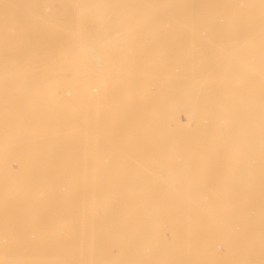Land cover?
I'll list each match as a JSON object with an SVG mask.
<instances>
[{"label": "rangeland", "instance_id": "rangeland-1", "mask_svg": "<svg viewBox=\"0 0 264 264\" xmlns=\"http://www.w3.org/2000/svg\"><path fill=\"white\" fill-rule=\"evenodd\" d=\"M219 16L223 23H218ZM262 20L264 0H0V150L8 153L5 167L11 170L4 175L19 173L26 164L28 177L42 179L29 183L27 195L16 204L0 203V264H65L68 255L83 259L82 264H97L90 259L96 254L103 259L99 264H185L181 236L186 233L190 240H202L205 251L215 250L216 257L209 256L213 262L264 258L259 250L264 240L249 245L236 235L257 232L264 221V153L249 151L236 159L235 147L241 144L237 128H245L250 118L229 124L225 110L212 107L234 104L237 93L253 85L243 84L242 73L196 81L186 64L197 49L204 54L213 50L216 68L218 46L226 50L264 38ZM202 29L208 31L206 38H199ZM97 38L105 40L98 48L105 62L99 68L85 50ZM257 49L247 43L239 47V56L254 64ZM100 72L111 79L131 76L124 87L135 86L132 97L138 107L123 108L127 102L118 96L117 83L105 109H85L95 104L94 95L102 88ZM57 73L70 74L55 85L56 99L70 102L72 93L59 95L77 89L84 106L68 110L46 130L76 139L65 148L55 147L63 150L55 159L67 161L75 154L79 164L46 169L38 165L45 148L19 139L37 136L42 129L26 125L22 109L29 93H21L17 82L35 76L37 88L46 89ZM244 78L256 81L253 75ZM193 81L198 85L191 87ZM254 112L264 114V108ZM89 137H105L110 143L87 146ZM88 151L94 152L89 163H81ZM104 157L108 164L102 163ZM182 170L197 177L189 205L159 182L170 174L181 177ZM167 200L176 206L151 210V204ZM110 211L117 212L118 221L125 218L122 233L107 237L96 228L94 236H86L88 217L100 220ZM62 228L64 234L57 235Z\"/></svg>", "mask_w": 264, "mask_h": 264}, {"label": "bare ground", "instance_id": "bare-ground-1", "mask_svg": "<svg viewBox=\"0 0 264 264\" xmlns=\"http://www.w3.org/2000/svg\"><path fill=\"white\" fill-rule=\"evenodd\" d=\"M87 11H89V10H86L85 12H87ZM103 15L105 16V14H103ZM103 15L101 14V17ZM99 17L100 16H98V18ZM220 18H223V17L222 16L217 17L218 23H223L224 18H223L222 22L219 21ZM91 21H93V19H90L89 22H91ZM262 21H264V20H262ZM88 25H89V23H88ZM97 28H96V30H97ZM86 30H88V29H86ZM205 30L207 31V29H205ZM208 31L210 33L209 36H212V34L210 32L211 29L209 30V27H208ZM84 33H86V31L83 32V36H84ZM250 33H252V32H250ZM72 34H73V32H72ZM75 34H73V35H75ZM80 34H82V32ZM181 38L182 39L186 38V35H185V32L183 29H181ZM199 38H201V37H199ZM97 39L98 40H96L94 43L92 41H91V43L89 42L90 44H88L85 47V50L87 51V53L90 54L89 56L92 57L91 58V59H93L92 61H94L96 66L99 68L105 62H104V58L100 55L98 48L104 46L105 40H99L100 38H97ZM200 40H202V39H200ZM252 40H253V38H250L247 42L236 43V45L233 46V48H231V49L227 46L226 50L224 48H222L221 46H218L216 48V52L218 53V56H216V57H218L220 60H216L219 63V65L216 68H214L215 53L213 50H210V54H204L205 53L204 51L203 52L201 51L199 53V51L197 49L196 52H198V54H196V52L193 53V54H195L194 59L190 58L193 60L186 61V64L190 65V68H189L190 69L189 70L190 75H192L196 81L197 80L198 81H207L208 79L210 80L211 78H213L215 76L221 77V76H225L228 74L242 73V76H239V77H240V79H242V81L244 80L243 84L253 85L252 89L245 90L241 93H237V96L235 98L237 102H235L234 104L212 106V107H219L220 109L225 110L226 113L223 116L229 124H231V122H235L236 119L247 118V117L250 118V120L247 122V125L245 128H243V126L241 128H237V133L239 135L238 139L241 140V142H240L241 144H239V145H237V147H235L236 150L238 151V153L236 154L237 156L235 157L236 159L239 158L240 154L244 155V153L249 152V151L264 153V119H262V118H264V114H261V113L257 114L254 112L259 108H264V101H261V100H264V99H262V98H264V38H260L255 43ZM87 43H85V45ZM198 43H196V44H198ZM247 43H248V46L254 45V47L260 48V49H257V51L253 52L257 58V61L254 64H249L245 59H243L239 56V52H238L239 47H241L243 45H247ZM193 45H195V44L193 43ZM199 45H201V48L203 47V43L200 42ZM228 49H230V50H228ZM254 55H253V57H255ZM86 56H87V54H86ZM61 57H63V56H60V58ZM120 57H119V60H122ZM124 57H122V58H124ZM127 60H129V59H127ZM197 61L203 62V67H200L198 65ZM251 61H254V59H251ZM84 62H86V61H84ZM93 65H94V63H93ZM96 66H94V68ZM115 69H117V68H115ZM68 74H70V73H68ZM68 74L67 73H62V74L57 73L56 78L54 79L53 83L51 84L52 86H47V88L45 89V87H43V85H42L44 90L41 89L42 87L37 88V87H39L38 86L39 82H37L38 80L35 76H30V78L27 76H22V77H20V79H18L19 82H17L19 85L18 90L21 91V93L25 92V90H26V93H29V96H28L27 101H26L27 105L23 106V109H22V110H24L23 112H25L24 117H26V121H25L26 125H28L29 123H34V125L36 127H39V129H42V130H40V132L37 131L39 133V135H37V136L24 135L23 138H19V139H22L24 142H27L30 145H42V147L45 148L43 155H42V157L44 158V161L39 162L38 165L40 166L42 164V165H44V167H46V169H48L49 167H52L51 165H53V164H54V166L57 165V163H60L63 167H69V166L71 167L74 165L77 166V164H79L75 154H73L72 158L70 157L67 161H64V160L57 161L55 159L56 157H59L63 151L60 149H58L56 151L55 147L65 148L66 144H68V146H70L75 142L76 139L73 137L57 136L56 134L51 136V135L47 134V133H49L48 132L49 130H46V128L52 126L51 125L52 123H55V120L57 119V117L64 115L65 112H67L68 110L78 111L80 109H83L84 105H82L80 102H78L80 92L77 89H75V90H72V89L68 90L67 89V90H64L59 95V96H62L63 98H65L67 96L69 97V95L72 93V97L68 98L70 100V102H62V101H59L58 99H56V92H55L54 87H55V85L59 86L61 82H64L65 80H67ZM247 74L256 76L255 83L245 81L244 76ZM92 75H94V74H92ZM92 75H89V77ZM109 76L110 75L108 73H105V72H100L97 74V77L98 78L100 77L102 79L99 81V85H100V87L102 86V88L99 90V92H97L96 95H94L96 97L94 99L95 104L86 105L85 109L87 108L89 110L90 107H94L95 112H97L101 109H105L108 105L107 101L110 100L109 97H111V94H112L111 86L116 87L117 83H118V85H117L116 90H117L118 96L123 101L127 102V105L123 108H126V107H131V109L137 108L138 107L137 104H134V102H135L134 99L136 97H132V94L136 93V90L134 91V88H135L134 85L135 84L131 83L134 86L133 88L130 85L127 88L124 87V85L127 86V83L129 82V78H131V76L121 75L119 78H117L118 77L117 76L116 77L117 79L116 78L114 79V77L111 79V77H109ZM111 76H112V74H111ZM93 77H95V75ZM196 81L191 82L190 86L191 87L197 86L198 84ZM235 83L239 84V82H237V81ZM222 84L223 83L220 82L218 85H222ZM34 86L37 89H34V90L29 89L30 87H34ZM129 87L131 89H129ZM91 90H92L91 92L95 93L97 91V88L94 87V88H91ZM71 99H72V101H71ZM101 99L104 100L102 103H101ZM54 100H55V102H53ZM212 100H215V98ZM203 108H204V106H203ZM250 110H252L253 112H251ZM94 123L95 122H88L87 126H92L91 124L94 125ZM223 124H224V121L221 120L219 122V125L223 126ZM240 124L241 123L238 122V125H240ZM27 133H29V132H27ZM107 141H108V138H105V137H103V138L102 137L101 138L89 137L87 140V146L88 145H94V146L96 145V146L100 147L101 145H104L105 143L107 144ZM45 151H47V152H45ZM93 153L94 152L88 151L87 154H84L81 163H84V164L89 163L87 158L92 156ZM7 154L8 153L0 150V203L12 205V204H16L17 201L20 200L24 195H27V189H28L29 183H35V181H39L42 179H33L32 177H28L26 175V173L30 171L29 170L30 167L26 164L21 166L19 173L17 172L14 175H10V177L5 176L4 173L6 171L11 172V170H9L5 167V165H6L5 164V157ZM102 163H103V159H102ZM108 163H103V164H108ZM13 164H16V163H12V166H13ZM230 172H231V170H230ZM246 172L248 173L249 169H247L244 173H246ZM196 178L197 177L191 176L190 172L188 173V171L182 170L181 171V177H177V176H174L173 174H170L166 178L159 179V182L161 183L160 185L163 188V190L171 192V193H177L178 192L181 195V199L187 200L188 201L187 204L189 205V202L192 200V198H194L195 188L197 186L196 184H194V181H196L195 180ZM135 191H137V190H135ZM215 191L216 190H213L212 192H215ZM105 200H107V199H105ZM173 202L174 201H171V200H169V201L167 200L165 202H155L154 204H151L150 208H151V210H155V209L159 208V206H160V207L168 208L171 210V209H173V207L175 205V204H173ZM193 202L194 201H192V203ZM195 204L196 203H194V205ZM188 210H189V207H188ZM96 213L99 216L102 215V212L100 209L96 210ZM211 217H213V216L211 215ZM118 218H119V216L117 215V212H113V211H112V213H111V211L109 212V214L107 213V216H104V218L100 219V220L94 217V221H93L92 217H88V221L90 220V222L87 223L88 228H86L84 230V231H86L85 235L86 236H90V235L94 236V233H95L94 230L96 228H100L96 231H103V233L107 237L113 236V235H118V233L121 231L120 226L123 225V224H121V222H123V223L125 222V218H123V220H120V221H118ZM188 219H189V214H188ZM215 219L218 221L216 216H215ZM188 223H189V220L187 222V226H189ZM231 232H232V230H231ZM49 233H51V231H49ZM121 233H122V231H121ZM63 234H64V230L62 233L58 232V230H57V235L61 236ZM236 235L238 237L237 240L240 242H243V241L245 242L247 240L249 242V245L257 244L258 242H260V240H264V221H262V226H261V229L259 231L253 232L250 230V231H246V232H241L240 234L236 233ZM34 237H35V235L30 236V238H32V239H34ZM188 237H189L188 233L183 234L181 236V262H184L185 264H221L222 263V261H223L222 258H218V259L216 258L215 262H213V260L210 259V257H209L210 255H214L215 257L217 255V253L215 255L214 249L210 250V251H205L204 250L205 243L202 242V240L200 241V240L195 239V238L190 240V238H188ZM4 241L5 240H2L1 243ZM217 249H220V246H217ZM259 250L264 252V243L261 244V248ZM189 253L190 254L192 253V255H188ZM248 258H249L248 260L241 262L240 264H264V258L253 259V257H251V256H249ZM90 259L93 261L95 260L97 264H99L100 261H103V259H101L98 254L94 255V257L90 258ZM0 260H2V259H0ZM72 261H75L77 264H82L83 259H74V258H72V256L68 255V257L63 260V263L73 264ZM94 263L95 262H92V264H94ZM228 264H230V263H228Z\"/></svg>", "mask_w": 264, "mask_h": 264}, {"label": "built area", "instance_id": "built-area-1", "mask_svg": "<svg viewBox=\"0 0 264 264\" xmlns=\"http://www.w3.org/2000/svg\"><path fill=\"white\" fill-rule=\"evenodd\" d=\"M219 21L222 22V21H223V18H220ZM198 35H200V37H202V38H206V37L208 36V32H207L205 29H203V30H201V31L198 33ZM108 162H109V158L104 157V158H103V163H108ZM15 165H16V164H13V166H15ZM59 232L62 233V232H63V228L60 229ZM2 243H3V244H6L7 242H6V240H5V241L2 242Z\"/></svg>", "mask_w": 264, "mask_h": 264}]
</instances>
